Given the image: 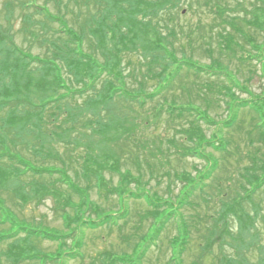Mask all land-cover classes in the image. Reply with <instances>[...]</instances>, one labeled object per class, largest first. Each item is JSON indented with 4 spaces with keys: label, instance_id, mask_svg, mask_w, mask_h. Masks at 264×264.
Wrapping results in <instances>:
<instances>
[{
    "label": "trees",
    "instance_id": "obj_1",
    "mask_svg": "<svg viewBox=\"0 0 264 264\" xmlns=\"http://www.w3.org/2000/svg\"><path fill=\"white\" fill-rule=\"evenodd\" d=\"M41 1L23 0L20 8L33 21L25 22L31 41L46 51L25 52L0 35V264L83 258L79 235L114 227L123 249L109 243L93 264H145L150 249L162 251L164 242L168 260L155 264H264V228L253 220L264 222L253 201L264 193V98L234 90L240 86L234 74L249 72L248 83L256 73L253 59L264 78V0ZM182 4L198 14L194 25L181 20ZM204 11L212 15L205 23ZM25 69L41 70L49 83L30 80ZM182 70L193 83L179 76ZM214 102L224 105V117L210 114ZM119 103L146 111L151 104L154 121L186 120L177 129L183 141L146 138L141 128L149 119L117 112ZM244 112L251 119L246 128ZM171 153L196 156L202 166L171 170ZM227 167V181L213 184L216 171ZM80 175L83 185L72 182ZM16 177H30L34 195L54 198L66 228H32L9 213L30 199L14 187ZM163 177L159 192L150 181ZM207 187L214 200L201 213L195 198L205 199ZM91 191L105 204L90 203ZM133 204L141 210L135 217ZM43 239L63 254L34 246ZM255 243L261 254L254 260Z\"/></svg>",
    "mask_w": 264,
    "mask_h": 264
},
{
    "label": "rangeland",
    "instance_id": "obj_2",
    "mask_svg": "<svg viewBox=\"0 0 264 264\" xmlns=\"http://www.w3.org/2000/svg\"><path fill=\"white\" fill-rule=\"evenodd\" d=\"M23 0H0V35L3 37V39L5 41H8L9 39L12 41V39L14 40V42L16 43V45H18L20 48H22L23 51L27 52L30 51L31 54L36 55L37 52L42 53L44 51L47 50V46H42V49L37 45V43L32 42L30 37H29V32L28 29L25 25V22H28V26H29V22H33L30 18H26V20H24V16L21 11V5L20 2ZM40 2H42L40 0ZM186 7L185 4H182L180 6V10H182V15H181V20L185 23H189L191 25H194V23H196L197 18H198V14L193 10V11H186V9L184 8ZM65 10V8H63ZM167 13L164 14V16ZM68 16V14H67ZM211 14L207 15V13L204 11V14L201 15L202 17V21L208 22L211 20ZM54 28H57L58 24L57 23H50ZM60 26H58L59 28ZM74 28H77V26ZM77 32V31H76ZM250 32L252 33L253 31L250 30ZM42 36H47L49 39H51L50 35H43L44 33H39ZM180 52H178V57L182 58V54H179ZM28 54V53H27ZM248 54V51H246L245 49V54L244 56H246ZM196 57H198L200 59V63H202V65L208 64L209 62V57L203 52L201 51H196L194 54ZM191 59H195V58H191ZM194 61H197L196 59ZM255 63V64H254ZM232 66H234V64H231ZM252 65L253 67L255 66L256 68V73L253 74V77L250 79V81L248 83H246V79L249 74V72H246L243 70L242 67V71L245 72V74H241V75H236L234 74L235 79L238 81L239 83V87H235L234 90H236V92L243 98H250L251 95L253 94L255 96V98H258L260 101L263 100L264 98V78H261L260 75L262 74V68L261 66H259V63L256 61V59H253L252 61ZM32 67H30L29 69H32ZM29 69H25L26 72ZM182 73L179 76L185 77V80H191L192 76L190 74H187L186 71L182 70ZM28 76L30 78V80H34V81H38L39 79L43 80L44 84L47 85L50 81L49 77H44L45 74H43L41 72V70L39 71H31L29 70L28 72ZM193 83V79L191 80ZM248 81V80H247ZM25 82V79H24ZM203 81L199 82L197 81L198 85L200 83H202ZM205 83V82H204ZM246 83V84H245ZM176 85L174 92L177 95H180L181 91L178 89V83L176 81V83H173ZM242 87H246L248 89V92L242 91L241 88ZM32 90H36V87H32ZM262 103V105L264 106V101L260 102ZM259 104V103H258ZM212 105L214 106L213 109L210 111V114L213 115V117L215 116V110H217V112L219 113V117H224L225 116V110H224V105H221L220 108H218L216 105V103H212ZM216 106V107H215ZM134 108H131L130 105H127L125 103L121 104H117L114 108L117 112H121V113H129L132 116H137L135 117L136 121H140L143 119H149V121L151 122V125H149L147 128H145L143 130V128H141L143 135L146 138H155V137H167V138H173L175 141H177L178 143L180 142V140L183 141V138H181V135L177 132V129L179 128L180 124L181 125H187L186 120H176V123L173 124V122L171 123V121L169 122V120H166L164 117H162L160 120H153V116L152 114H150V112L152 111V107L151 104H148L147 107V111L144 110V108H141L137 105H134ZM201 109L202 106H200ZM134 109V111L132 110ZM218 117V118H219ZM215 118V117H214ZM217 118V117H216ZM215 118V119H216ZM240 119L244 121L243 125L244 128L249 126V122L251 121L250 119V114L244 112L240 115ZM215 121V120H214ZM180 122V123H179ZM203 123V122H202ZM205 127V126H204ZM205 132L207 131V129H204ZM214 130V129H213ZM209 131V130H208ZM208 131L206 132V134L208 133ZM215 132L219 133V129H215ZM97 138V137H96ZM92 139V138H91ZM87 139H83V141H85ZM64 146L60 143L57 144V148L61 153H64ZM262 147L264 148V143L262 145ZM174 148V147H173ZM172 147H170V150L173 149ZM243 148V147H242ZM212 148L209 147V150L215 155L217 156L218 153L211 150ZM80 152V151H79ZM78 153V152H77ZM78 155L76 153L73 154V157L76 158ZM170 165H168L167 167L175 170H185V171H191L194 172L193 170V166L197 165L198 167L202 166V161L197 158L196 156H192V155H187L185 157L181 156L180 154H176V153H171L170 155ZM44 163L47 165L50 164H55V165H60L59 162L55 161V160H51V159H47L44 160ZM80 172V170H79ZM229 172L231 173V170L229 171V167H227L226 170H221V171H216L215 176L213 179H211V182L214 184V182L218 181V179H222V182L227 181L226 177L227 174H229ZM56 176V175H55ZM104 176L105 178L109 179L110 175L107 172H104ZM80 178L79 180H77V178ZM76 177H73L72 182L78 184L83 185L85 182L81 179V175ZM162 179V178H161ZM160 179V181H161ZM31 180L30 177H24V179H18V177L15 178V183H14V187H16V185L18 187H20L22 189V191L28 196V198H30L29 200H27L26 205L22 206L19 208V205H12L11 207L13 208V212H9L11 213L12 216L16 217L18 219V221L20 223H24L25 225L32 227V228H57V229H64L66 228V226L64 225V223L62 222L63 219H61L60 217V212L58 213L57 209L54 208L55 206V200L51 195L45 194L40 196L39 195H34L32 193V185L31 182H29ZM159 179H152L150 181V185L153 187H157L159 192H164V188L166 185V180L165 177H163L162 182H160ZM115 183H117L118 181H116V178L114 180ZM159 182H160V186H159ZM80 185V186H81ZM149 188V187H148ZM214 188H210L207 187V193H205L203 196L205 197V199H203L202 197H197L195 198L196 202L198 204V208L199 211L201 213L208 211V207L211 206V204L213 203L214 200V196L212 195V190ZM78 200V199H77ZM75 200V201H77ZM88 201L90 203H93V205L96 207V204H105V201L99 200L97 194L93 191H91L90 196H88ZM253 201L256 202V205L259 204L260 206V213L264 214V193H256L253 195ZM136 204L131 205L132 209H131V215L132 216H137L138 213L141 212V210L138 207H135ZM56 207V206H55ZM18 215V217L16 215ZM20 215V216H19ZM254 223L255 225L260 228V230H263L264 228V222L261 219H257L254 216ZM254 227V226H253ZM248 229H250V226H248ZM128 230V228H127ZM85 235V237H84ZM84 235H79V238L82 237V239L84 240V245L83 248L81 249L82 254H84L83 258H77V259H71V260H64L62 262L61 261L58 264H93V261H96L98 263V259L96 258V252L99 249H102L104 247H108L109 243H113L115 244L114 249L115 250H119V249H123L121 248L117 243L119 242L118 239V232L116 230V228L114 227L113 229H103V230H98V231H90V232H86V234ZM24 240V239H23ZM22 243H24L21 240ZM35 244L34 246H38V248L42 249V250H47V251H55L58 252V254L62 255L63 251L57 247V245L55 244V242H51L48 241L46 239H43V241H34ZM166 242H164L163 245V250L162 251H158V250H153L150 249V259L147 260L145 262V264H155L158 260L160 261H167L168 260V256L169 253L166 249ZM28 244V242H27ZM256 247L258 248V250L256 249L255 246H251V250L249 253L252 254L253 259L255 260L257 254H261L259 251V244L255 243ZM4 247V246H2ZM59 248V249H58ZM141 249H139L136 252H140ZM2 259V258H1ZM155 261V263H154ZM4 263V260L2 261ZM62 262V263H61ZM20 264H36V262L33 261H23Z\"/></svg>",
    "mask_w": 264,
    "mask_h": 264
}]
</instances>
